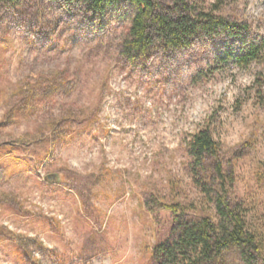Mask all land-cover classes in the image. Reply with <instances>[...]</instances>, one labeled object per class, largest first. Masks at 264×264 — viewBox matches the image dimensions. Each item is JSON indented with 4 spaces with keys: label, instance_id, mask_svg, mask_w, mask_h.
I'll return each instance as SVG.
<instances>
[{
    "label": "rangeland",
    "instance_id": "obj_1",
    "mask_svg": "<svg viewBox=\"0 0 264 264\" xmlns=\"http://www.w3.org/2000/svg\"><path fill=\"white\" fill-rule=\"evenodd\" d=\"M201 1L248 23L244 39L264 35V0ZM130 16L128 5L98 17L67 0L0 2V264H151L173 223L162 204L213 215L184 142L204 126L264 228V60L240 66L223 57L241 40L201 38L129 62Z\"/></svg>",
    "mask_w": 264,
    "mask_h": 264
},
{
    "label": "trees",
    "instance_id": "obj_2",
    "mask_svg": "<svg viewBox=\"0 0 264 264\" xmlns=\"http://www.w3.org/2000/svg\"><path fill=\"white\" fill-rule=\"evenodd\" d=\"M19 0H0L17 4ZM82 3L92 16H104L109 9L128 5L131 9L126 36L119 45L121 56L129 62L147 60L157 51L189 48L201 38L242 41L241 52H224V60L234 58L240 66L264 60V35L244 39L246 22L230 19L218 12L219 6H206L201 0H67ZM60 75L51 77L48 87L59 89ZM31 92V91H30ZM30 97L27 96V99ZM62 120L53 119L49 127L55 138L64 137ZM70 123V122H69ZM62 124V126H63ZM190 170L212 214L193 215L176 204H162L173 216L169 233L151 249V264H264V228L248 218V207L232 193L234 179L220 156L219 143L208 126L198 128L185 140ZM58 182L61 173H56Z\"/></svg>",
    "mask_w": 264,
    "mask_h": 264
}]
</instances>
